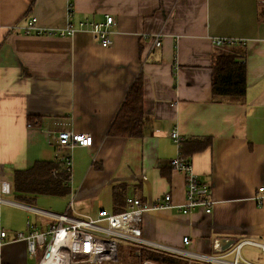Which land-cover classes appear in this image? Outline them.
<instances>
[{
	"label": "crops",
	"instance_id": "obj_1",
	"mask_svg": "<svg viewBox=\"0 0 264 264\" xmlns=\"http://www.w3.org/2000/svg\"><path fill=\"white\" fill-rule=\"evenodd\" d=\"M105 15L115 24L111 45L102 48L85 31L63 37L23 33L32 17L38 27L64 28L65 0H0V179L14 187L16 172L60 163L67 152L55 147L59 132L92 138L89 148L70 151L65 194L12 192L3 199L77 220L101 210L124 211L127 197L152 204L168 194L180 205L184 179L168 164L176 155L168 134L176 128L182 157L216 205L210 214L146 212L142 238L213 256L221 254L217 242L232 240L228 260L236 249L239 260L264 264V252L247 243L264 244V2L73 0L74 24L101 22ZM156 35L159 47L153 46ZM214 39L232 40L243 50L241 103L212 96V56L221 50ZM136 80L142 83L143 136L116 137L112 125ZM255 195L263 196L261 206ZM27 221L38 232L54 223L0 206L9 239L27 233ZM40 252L33 259L24 241L7 242L0 264H30Z\"/></svg>",
	"mask_w": 264,
	"mask_h": 264
},
{
	"label": "built area",
	"instance_id": "obj_2",
	"mask_svg": "<svg viewBox=\"0 0 264 264\" xmlns=\"http://www.w3.org/2000/svg\"><path fill=\"white\" fill-rule=\"evenodd\" d=\"M263 3L264 0H257ZM66 24L64 28H41L36 25V19L30 18L23 27L25 35H45V36H72L76 31H85L89 33L91 39L100 47L107 48L111 45L112 26L115 22L111 16L105 15L101 22L93 20H83L76 24L72 23L73 0H65ZM153 46H160V35L153 37ZM212 43L215 47L231 45L235 43L232 40L214 39ZM170 140L175 146L176 155L169 161V167L182 174L184 179V201L180 205H175L171 197L166 194L162 199L152 204H146L137 198L127 197L125 203L127 208L119 213H111L101 210L93 218L83 220L72 219L66 214H54L47 211L37 210L25 205L17 204L3 199V196L12 193V186L6 180L0 179V206L12 205L25 210L32 211L44 216L54 223L44 232H38L26 222L27 233L17 232L9 239L8 231L0 226V248L7 242L24 241L30 258H36L37 250L41 255L37 264H42L49 255L50 249L54 246L58 253L64 258L66 264H102L103 262L117 261L116 239L128 242L130 247L139 250H146L183 259L187 264H193L195 261L209 264H253L238 259V250L235 249L234 258L228 260V253L221 252L219 256L195 254L184 248H174L157 242L148 241L141 236L142 217L146 212H159L162 210H176L182 215L201 212L203 214L212 213L216 201L211 196V191L202 184L199 178L194 174L191 163L182 157L181 144L182 138L179 136L176 128L170 130L168 134ZM92 144V138L88 134L73 133L70 131L59 132L55 137V147L58 151L67 152L61 160L62 170L67 174V182L70 179L72 170V159L70 151L74 147L89 148ZM66 182V184H67ZM259 188L258 192H262ZM253 200L258 206L262 205L263 196L255 195ZM72 202H69L68 208H71ZM184 245L189 243L188 238H183ZM262 252L264 244L247 241ZM142 264H153L149 261H142Z\"/></svg>",
	"mask_w": 264,
	"mask_h": 264
},
{
	"label": "trees",
	"instance_id": "obj_3",
	"mask_svg": "<svg viewBox=\"0 0 264 264\" xmlns=\"http://www.w3.org/2000/svg\"><path fill=\"white\" fill-rule=\"evenodd\" d=\"M235 44L223 45L212 56V96L214 100H228L241 103L245 97V66L238 62L243 50L235 49ZM142 83L136 80L128 91L125 100L112 125V134L120 138L139 139L143 136ZM60 163L40 162L31 169L15 173L12 192H34V196L65 194L67 174ZM55 171V172H54ZM53 173V174H52ZM64 184V185H63ZM17 200H20L16 197ZM129 248V256L136 258V264L149 261L153 264H186L181 259L162 254ZM193 264H202L194 262ZM208 264V263H204Z\"/></svg>",
	"mask_w": 264,
	"mask_h": 264
},
{
	"label": "rangeland",
	"instance_id": "obj_4",
	"mask_svg": "<svg viewBox=\"0 0 264 264\" xmlns=\"http://www.w3.org/2000/svg\"><path fill=\"white\" fill-rule=\"evenodd\" d=\"M116 245H117V261L116 262L107 261V262H103L102 264H136V262H137L136 258H133V257L129 256V254H128V251L130 248V245L128 244V242L123 241L121 239H116ZM132 249L134 250L133 247H132ZM135 250H136V248H135ZM40 254L41 253L38 254L36 261L38 260ZM36 261L31 259L30 264H35ZM181 262L187 264V262L183 259H181ZM200 263L204 264L205 262H200Z\"/></svg>",
	"mask_w": 264,
	"mask_h": 264
},
{
	"label": "bare ground",
	"instance_id": "obj_5",
	"mask_svg": "<svg viewBox=\"0 0 264 264\" xmlns=\"http://www.w3.org/2000/svg\"><path fill=\"white\" fill-rule=\"evenodd\" d=\"M42 264H66V262L54 246L50 249L49 255L42 261Z\"/></svg>",
	"mask_w": 264,
	"mask_h": 264
},
{
	"label": "water",
	"instance_id": "obj_6",
	"mask_svg": "<svg viewBox=\"0 0 264 264\" xmlns=\"http://www.w3.org/2000/svg\"><path fill=\"white\" fill-rule=\"evenodd\" d=\"M223 242H224L223 244H221L220 241L216 243L218 249L216 248V246L214 248L217 252H224V251L228 250L232 246V244L234 243L232 240H223ZM47 256H48V254H46V257Z\"/></svg>",
	"mask_w": 264,
	"mask_h": 264
}]
</instances>
